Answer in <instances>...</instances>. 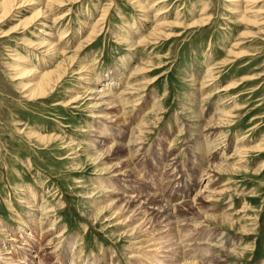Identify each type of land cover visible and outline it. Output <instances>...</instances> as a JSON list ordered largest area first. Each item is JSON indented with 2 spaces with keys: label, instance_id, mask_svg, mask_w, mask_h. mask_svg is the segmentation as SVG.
<instances>
[{
  "label": "rangeland",
  "instance_id": "1",
  "mask_svg": "<svg viewBox=\"0 0 264 264\" xmlns=\"http://www.w3.org/2000/svg\"><path fill=\"white\" fill-rule=\"evenodd\" d=\"M18 4L0 8V264H264V0ZM149 194L184 202L124 197Z\"/></svg>",
  "mask_w": 264,
  "mask_h": 264
},
{
  "label": "bare ground",
  "instance_id": "2",
  "mask_svg": "<svg viewBox=\"0 0 264 264\" xmlns=\"http://www.w3.org/2000/svg\"><path fill=\"white\" fill-rule=\"evenodd\" d=\"M51 2H52V0H51ZM23 3H21V5H22ZM18 5H20V4H18V0H4L3 2H2V4L0 5V8H2L1 10L3 11V13H4V15H6V14H8V13H11L12 11H14V12H16L15 11V9H19L17 6ZM32 5V4H31ZM38 16L40 17V14H38ZM40 19V18H39ZM2 20V19H1ZM56 72V71H55ZM46 77H48V76H46ZM48 79V78H47ZM46 83V82H45ZM111 86V85H110ZM41 87V86H40ZM44 87V86H43ZM46 88V87H45ZM44 89V88H43ZM100 93H105V94H107V93H109L108 91L107 92H105L104 91V89L103 90H101L100 91ZM107 98V97H106ZM113 103V102H112ZM111 103V104H112ZM137 105H138V103H137ZM218 126V125H217ZM213 134V133H212ZM139 138V137H138ZM137 138V147H135V146H133V147H131V149H132V151H133V154L134 155H136V153L138 154V152L140 153V150H141V146H143V142L141 143L140 141V139H138ZM207 140V139H206ZM136 143V142H135ZM132 144V143H131ZM134 145V144H133ZM132 146V145H131ZM135 148H137V152H135L134 150H136ZM130 150V149H129ZM131 151V152H132ZM130 152V151H129ZM141 154V153H140ZM132 155V154H131ZM213 156V155H212ZM134 157V156H133ZM137 158L139 157V156H136ZM214 157V156H213ZM224 157V156H223ZM217 158V157H216ZM220 158V157H219ZM222 158V157H221ZM134 159H136L135 157H134ZM213 158H211V160H212ZM174 160V159H173ZM206 160V159H205ZM204 160V161H205ZM227 160V159H226ZM228 160H230L229 158H228ZM227 160V161H228ZM125 166H117L118 167V170L115 172L116 174V177H118V178H121V179H123V178H131V177H133L134 176V174H136L135 172H134V169H133V167H132V165L130 164V162H129V160L126 158L125 160ZM137 161V160H136ZM134 162V161H133ZM209 162V161H208ZM226 162V161H225ZM167 163V162H166ZM171 163H172V161H171ZM174 163H176V162H174ZM226 163H228V162H226ZM207 163H205V165H206ZM209 164V163H208ZM176 165V164H175ZM204 164L202 163V166H203ZM209 166H210V164H209ZM208 166V167H209ZM169 167V166H168ZM168 167H166V168H168ZM173 167V166H172ZM211 168V167H210ZM171 169V168H170ZM207 169V168H206ZM205 169V170H206ZM167 170V169H166ZM165 170V171H166ZM175 170V169H174ZM209 170H211L209 173H208V171ZM208 171H207V174L204 172V174H206V175H204L203 176V178L201 177V180L199 181L200 183H198L197 182V185H195V187L196 188H198L199 190H200V187H202V189L199 191V192H197V194L199 195V196H197V197H200L201 196V194L202 193H206V191H207V189L210 187L209 185H210V182H208V181H211V179L213 178L214 179V177H215V171H214V168H212V169H209ZM135 171H136V169H135ZM171 171V170H170ZM176 173V172H175ZM168 176V175H167ZM181 176V175H180ZM173 178V177H172ZM126 180V179H125ZM213 181V180H212ZM211 183H213V182H211ZM212 185V184H211ZM129 189H127V191H126V194H129ZM187 191V190H186ZM187 192H189V190L187 191ZM150 194L149 195H139V196H135V197H131V196H129V195H125L124 197L126 198V199H128L129 201H131V202H136L137 203V209H139V208H143L145 211H143V210H141L142 211V213L145 215V216H147V215H149L150 213H152L151 212V210H153V209H155L156 211H158V212H160V213H163V214H167L168 216H175L176 214H177V210L182 206V204L181 203H183L184 201H182V202H180L181 200H175V202H180V204L178 203V205H163V206H161V207H158V208H155V206L153 205V207L152 208H150L149 206L151 205L150 204ZM152 197V196H151ZM187 196H185L184 198H186ZM109 198V197H108ZM196 198V197H195ZM194 198V199H195ZM182 199H183V197H182ZM177 204V203H176ZM43 210V209H42ZM37 214V213H36ZM177 223H178V220H177ZM175 230H174V232H176L177 230H178V228L177 227H175L174 228ZM25 235H27V236H30L29 234H25ZM16 240V239H15ZM181 241V244H179L180 245V248H177V249H179V250H181L180 252L181 253H179L180 255H182V256H187L188 254H186L185 255V253H186V249L187 248H185V251H183L184 250V245L185 246H187L186 244H185V242L181 239L180 240ZM216 243L219 245V246H221L222 247V245L221 244H223V241H222V239L220 238V239H216ZM40 249L41 250H43V252L44 251H46L47 249H48V247H47V245L45 244V245H43L41 242H40ZM178 245V246H179ZM204 245H208V246H210L208 243L206 244H204ZM218 245H216V246H218ZM25 246H27V247H29V248H33V245H25ZM50 248V247H49ZM183 248V249H182ZM48 251H49V249H48ZM42 252V251H41ZM41 252H39V253H41ZM185 252V253H184ZM45 253V252H44ZM17 254H18V252H17ZM42 254V253H41ZM41 254H40V256H41ZM6 256H11L10 254H6ZM206 257H210V255H207ZM205 257V258H206ZM35 259H38L39 257L38 256H36V257H34ZM39 259H41V258H39ZM38 259V260H39ZM75 259V258H74ZM6 260H11V259H6ZM12 261V260H11ZM75 261V260H74ZM37 262V261H36ZM202 263H204V264H216V263H213V262H211L210 260H205V261H202ZM222 262L221 261H218L217 262V264H221ZM20 264H26V263H23V262H20ZM29 264V263H28ZM42 264V263H41Z\"/></svg>",
  "mask_w": 264,
  "mask_h": 264
}]
</instances>
